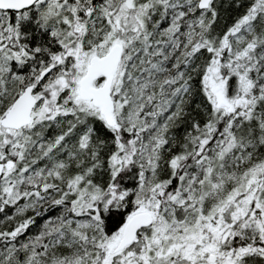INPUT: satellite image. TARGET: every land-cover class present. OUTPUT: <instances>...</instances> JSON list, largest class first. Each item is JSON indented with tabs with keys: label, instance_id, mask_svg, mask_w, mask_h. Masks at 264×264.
Masks as SVG:
<instances>
[{
	"label": "snow or ice",
	"instance_id": "1",
	"mask_svg": "<svg viewBox=\"0 0 264 264\" xmlns=\"http://www.w3.org/2000/svg\"><path fill=\"white\" fill-rule=\"evenodd\" d=\"M0 264H264V0H0Z\"/></svg>",
	"mask_w": 264,
	"mask_h": 264
}]
</instances>
